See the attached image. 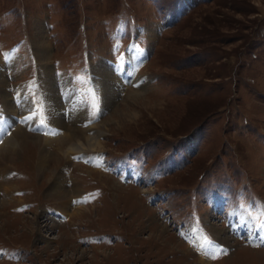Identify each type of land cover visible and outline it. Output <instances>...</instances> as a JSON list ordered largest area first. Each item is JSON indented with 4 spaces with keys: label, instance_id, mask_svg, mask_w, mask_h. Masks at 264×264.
I'll return each instance as SVG.
<instances>
[{
    "label": "rangeland",
    "instance_id": "374dc122",
    "mask_svg": "<svg viewBox=\"0 0 264 264\" xmlns=\"http://www.w3.org/2000/svg\"><path fill=\"white\" fill-rule=\"evenodd\" d=\"M0 59V264H264V0H0ZM58 119L101 124L99 165Z\"/></svg>",
    "mask_w": 264,
    "mask_h": 264
},
{
    "label": "bare ground",
    "instance_id": "6f19581e",
    "mask_svg": "<svg viewBox=\"0 0 264 264\" xmlns=\"http://www.w3.org/2000/svg\"><path fill=\"white\" fill-rule=\"evenodd\" d=\"M44 53H46V52H44ZM41 54L43 55L42 52H41ZM140 56H141V58L143 60L144 59L143 53H141L138 50H133L132 49L128 53V62L133 63ZM4 61L5 60L0 59V66H3V65L6 64V63L5 64L3 63ZM49 73H51V71ZM0 75H1V72H0ZM102 76H105L104 79H107V78L110 77L107 73H104V72H103ZM110 78H113V79H112V82H109L108 85H107L108 86V89L106 88V90H107L106 91L107 98H105L106 104L109 105V106L114 104L115 101H116V96L114 94L115 92H113V90H117L118 91L120 89V87H121L119 82H118V80L116 79L117 77L116 78L110 77ZM2 83L3 82L0 81V86H1L0 87V92L2 94H4V91H6L7 87L4 88L2 86ZM118 93H119V91H118ZM141 95H142L141 93H137L134 100L141 99V97H142ZM20 97H22V96H20ZM53 101H55L57 104L59 103V99L58 100H53ZM11 104H12L11 102L8 104L9 107H11ZM118 112H119V110L115 114H117ZM57 122L61 125L60 127L62 129L64 128V130L66 131L65 132L66 134H64L65 136L63 137V133H64L63 132L61 138H59L58 136L55 135L56 138L50 137V139L53 138L52 139L53 141H59L58 144L60 143L59 144V149L61 151H63L64 153L66 151V154L69 155V156H74V155L77 154V155H79L80 158H83V160L84 159L85 160H91V164L94 165V166L95 165H99L101 163L100 155L97 154V151H99V150H101V148H103V143L99 140L100 136L103 135V131H104L102 126H101V124L100 125L97 124V125H95V127H93V128L91 127V129H82V128H80L82 126V123H79V124L75 123L77 126L76 125L75 126L74 125L73 126H69L68 124H65L62 119H58ZM92 130H95V131H93L94 135L93 136H89L87 133L89 131H92ZM22 138L26 139V140H23V141H20V142H17V143L15 142V144L13 145V152L14 153H15L16 149H18V146H20V144H21V146L27 147V148H29V147L31 148L32 146L38 147L40 144H42V141L39 139V137H36V136L27 135V136H24ZM44 143H45V146H43L42 150H40L39 159H38V165H39V167L41 169L44 167V165L47 162H49V157H51L50 151L47 150L50 147L49 146V142L45 140ZM10 144H11V141L7 140L6 142H4L0 146V148L7 149L6 151L11 150V148L9 147ZM189 147L192 150L195 148V140L194 139H191L189 141ZM24 149H26V148H24ZM6 155H9V154H6ZM6 155H3L5 157V159L3 158V160H6V158H7ZM2 164H4V162ZM6 169H7V167H6ZM6 169L5 168L4 169L0 168V185L4 184L5 181L7 180V176L5 174L6 173ZM56 177H57V180H61L62 181V182L59 181L58 184H55V185L53 184L54 186H56V189H55L56 196L55 197L58 199L57 210L63 211V213L60 214V216L62 218H65V217L67 218V217H69L70 214H72L70 212L78 211V209L82 208V205H78L75 208H73L72 206H71L72 207L71 208L69 205L67 206V203L65 205V202L67 201L66 199L69 197V193H68V190H70L68 188V186H69L68 185V180L69 179L66 176V173L63 174L61 172H59ZM63 183H65V184L63 185ZM72 188H73L75 193L79 192V188L77 186H73ZM3 206H4L3 202L0 201V208H2ZM66 207H68V208H66ZM213 230L217 234L218 241L221 244H225L227 246H231V242L235 240L232 237L230 238L229 235H227V232H226L225 229H222L220 227H214ZM190 232H191L190 233L191 235H192V233H197L194 230H192ZM195 243L197 244L195 246H198L200 248L201 252H204L206 250V246L204 245L205 242L202 243V239H201L200 235L196 234ZM206 244H207V242H206ZM217 245H220V244L217 243ZM204 257L206 258V256L203 254L202 258H201V262H200L201 264H207V260Z\"/></svg>",
    "mask_w": 264,
    "mask_h": 264
},
{
    "label": "snow or ice",
    "instance_id": "6c2138e0",
    "mask_svg": "<svg viewBox=\"0 0 264 264\" xmlns=\"http://www.w3.org/2000/svg\"><path fill=\"white\" fill-rule=\"evenodd\" d=\"M262 218H264V217H262ZM260 227H261V230H264V224H262ZM261 239L264 240V237H262ZM257 246H258V245H257ZM224 254H226V252H225ZM212 258H216V257L213 256Z\"/></svg>",
    "mask_w": 264,
    "mask_h": 264
}]
</instances>
